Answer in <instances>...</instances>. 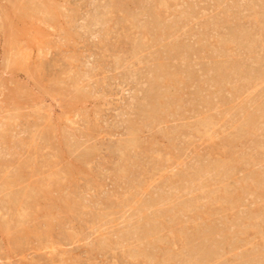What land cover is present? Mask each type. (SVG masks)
Segmentation results:
<instances>
[{"label": "rangeland", "instance_id": "rangeland-1", "mask_svg": "<svg viewBox=\"0 0 264 264\" xmlns=\"http://www.w3.org/2000/svg\"><path fill=\"white\" fill-rule=\"evenodd\" d=\"M263 262L264 0H0V264Z\"/></svg>", "mask_w": 264, "mask_h": 264}, {"label": "bare ground", "instance_id": "bare-ground-1", "mask_svg": "<svg viewBox=\"0 0 264 264\" xmlns=\"http://www.w3.org/2000/svg\"><path fill=\"white\" fill-rule=\"evenodd\" d=\"M182 62V61H181ZM249 121H251L252 122V124H253V121L250 119ZM251 135V134H250ZM262 193V192H261ZM140 217V216H139ZM250 229V228H249ZM152 230H150V232H151ZM144 232H142V234H143ZM181 237V236H180ZM202 239V238H201ZM207 240V239H206ZM203 242V241H202ZM202 246V245H201ZM201 250H202V248H201ZM205 251V250H204ZM169 253V252H168ZM263 253V252H262ZM197 254V253H196ZM199 254H200V252H199ZM203 255V254H202ZM202 255H200V258H201V256ZM217 255V254H216ZM259 256V255H258ZM248 257V256H247ZM256 257V256H255ZM206 259V258H205ZM193 260V259H192ZM196 260V259H195ZM263 260V259H262ZM264 263V262H263ZM252 264V263H251ZM255 264V263H254Z\"/></svg>", "mask_w": 264, "mask_h": 264}]
</instances>
